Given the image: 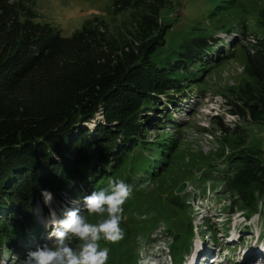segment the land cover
<instances>
[{"label": "trees", "instance_id": "16d2710c", "mask_svg": "<svg viewBox=\"0 0 264 264\" xmlns=\"http://www.w3.org/2000/svg\"><path fill=\"white\" fill-rule=\"evenodd\" d=\"M164 5L114 0V26L93 18L63 36L38 20L35 0H0V243L19 245L40 229L38 202L43 217L49 215L42 190L60 204H82L138 155L145 157L139 172L162 174L161 164L170 161L165 150L175 141L165 134L158 146L146 144L152 115L162 112L155 127L172 125L170 113L184 106L179 97L190 99L208 70L234 59L238 50L244 51L245 78L238 90L231 87L241 103L234 102L239 110L233 113L264 123V47L251 53L241 40L225 51L222 41L200 34L162 57L171 47V26L160 19ZM170 106L178 110L170 112ZM240 152L228 157L223 195L233 198L231 212L246 220L257 215L264 229V162ZM180 233L175 245L182 248Z\"/></svg>", "mask_w": 264, "mask_h": 264}, {"label": "rangeland", "instance_id": "374dc122", "mask_svg": "<svg viewBox=\"0 0 264 264\" xmlns=\"http://www.w3.org/2000/svg\"><path fill=\"white\" fill-rule=\"evenodd\" d=\"M35 1L38 20L52 24L63 36H71L93 18L112 22L113 26L118 22L112 13L114 0ZM160 19L165 26H171L168 33L171 47L162 52V57L173 56L177 48L174 44L200 34L222 41L228 46L225 51L232 49L244 32L257 38L253 49L264 47L258 45V40L264 43V0H165ZM231 30L238 35L229 36ZM234 53V59L208 70L205 84L195 87L190 99L179 97V106L185 103L187 112L184 113L183 105L180 112H171L178 110L176 106L169 107L168 120L172 125L155 127L162 121V112L152 115L146 144L158 146V140L165 134L175 141L174 148L165 150V158L170 161L161 166L166 170L155 178L142 174L138 168L145 157L138 155L134 163H123L110 177L125 180L133 186V192L123 206L124 238L115 243L100 241L101 247L110 249L107 264H144L155 257L161 259L158 264H192L196 254L203 258L198 264H264V229L258 216L246 220L242 212H231L233 198L223 195L229 156L243 149L241 155L255 156L264 162V123L233 117L236 116L233 111L239 110L234 105L240 103L237 90L244 85L245 78L244 51ZM235 86L237 90L232 91ZM166 104L162 102L160 108L165 109ZM237 140L239 144L234 146ZM144 153L150 156L154 152ZM183 184L184 191L177 194ZM106 186L105 183L103 188ZM37 205L41 220L44 209L40 202ZM81 206L73 201L60 204L56 197L52 203L58 218H63L65 208ZM48 216L38 225L41 240L29 244L20 241L22 245L16 247L0 243V264H20L29 250L44 242L51 244V229L45 227ZM145 216L146 219L141 218ZM101 218L88 216L91 223ZM171 228L175 230L168 231ZM179 232L182 248L175 245L181 238ZM40 241L43 243L39 244ZM196 263L195 260L193 264Z\"/></svg>", "mask_w": 264, "mask_h": 264}, {"label": "clouds", "instance_id": "9594fccd", "mask_svg": "<svg viewBox=\"0 0 264 264\" xmlns=\"http://www.w3.org/2000/svg\"><path fill=\"white\" fill-rule=\"evenodd\" d=\"M132 192L133 186L125 180L109 179L105 188L84 196L81 207L65 208L63 218H58L52 207L53 194L42 190L43 202L49 207L45 227L51 229L49 239L53 242L29 250L20 264H107L110 249L101 247L100 241L115 243L124 238L123 206ZM93 214L102 218L91 223L88 216Z\"/></svg>", "mask_w": 264, "mask_h": 264}, {"label": "bare ground", "instance_id": "6f19581e", "mask_svg": "<svg viewBox=\"0 0 264 264\" xmlns=\"http://www.w3.org/2000/svg\"><path fill=\"white\" fill-rule=\"evenodd\" d=\"M195 260H196V262H197L196 264H198L199 261H200V260H203V259H202V256H201L200 254H199V255L196 254V257L192 259L191 263L193 264V263L195 262ZM151 264H154V263H151Z\"/></svg>", "mask_w": 264, "mask_h": 264}, {"label": "water", "instance_id": "95a60500", "mask_svg": "<svg viewBox=\"0 0 264 264\" xmlns=\"http://www.w3.org/2000/svg\"><path fill=\"white\" fill-rule=\"evenodd\" d=\"M184 189H185V186H184V184H183V185H181V186L177 189V194L183 192Z\"/></svg>", "mask_w": 264, "mask_h": 264}, {"label": "built area", "instance_id": "2783aa9c", "mask_svg": "<svg viewBox=\"0 0 264 264\" xmlns=\"http://www.w3.org/2000/svg\"><path fill=\"white\" fill-rule=\"evenodd\" d=\"M249 42H252L253 43L254 42V39L253 38H250L249 39Z\"/></svg>", "mask_w": 264, "mask_h": 264}]
</instances>
